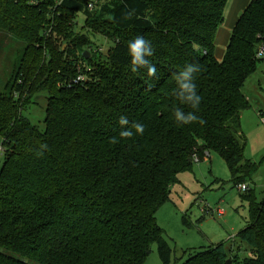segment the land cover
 <instances>
[{
	"label": "trees",
	"instance_id": "obj_1",
	"mask_svg": "<svg viewBox=\"0 0 264 264\" xmlns=\"http://www.w3.org/2000/svg\"><path fill=\"white\" fill-rule=\"evenodd\" d=\"M36 1L0 0V29L25 44L0 93V264H145L155 244L171 264L157 214L190 160L218 154L238 189L257 171L241 120L252 109L246 84L262 59L264 0H251L240 16L223 60L216 41L229 0H96L93 10L86 0ZM126 8L136 9L128 20ZM80 13L90 32L113 41L105 57L76 28ZM138 35L154 48V77L130 70L128 42ZM187 64L201 66L198 110L173 95L174 74ZM79 67L88 82L67 87ZM42 93L43 131L23 111ZM174 107L204 123L178 126ZM121 115L128 127L144 125L143 134L121 138ZM243 197L249 217L238 237L252 257L240 260L219 244L184 264H264V199L250 189Z\"/></svg>",
	"mask_w": 264,
	"mask_h": 264
},
{
	"label": "rangeland",
	"instance_id": "obj_2",
	"mask_svg": "<svg viewBox=\"0 0 264 264\" xmlns=\"http://www.w3.org/2000/svg\"><path fill=\"white\" fill-rule=\"evenodd\" d=\"M227 13V12H226ZM226 22L221 27L216 41L217 58L223 60L226 43L220 35L228 28ZM76 28L88 35L105 57L114 46L113 41L105 39L97 32L93 34L86 28L87 17L80 13L76 18ZM106 32L115 34L111 28ZM61 42L58 43V45ZM25 44L14 34L0 29V93L4 92L11 74L22 53ZM94 81V80H93ZM92 81V82H93ZM244 94L252 109L242 115V130L247 138L246 159L257 165L254 175L245 181L256 196L264 199V57L258 70L247 82ZM47 95L42 93L23 109L24 114L40 130H45ZM3 140L0 137V147ZM0 160L4 155L0 153ZM193 162L192 170L179 176L180 183L172 189L170 201L164 204L158 214V225L164 232V239L173 250L171 264H184L193 252L207 250L219 244L235 253L240 260L252 257V248L238 236L247 226L249 203L244 199L245 192H240L233 184V177L225 160L218 154H212L211 161ZM223 209L224 217L205 213ZM145 264H163L158 246L153 245Z\"/></svg>",
	"mask_w": 264,
	"mask_h": 264
},
{
	"label": "clouds",
	"instance_id": "obj_3",
	"mask_svg": "<svg viewBox=\"0 0 264 264\" xmlns=\"http://www.w3.org/2000/svg\"><path fill=\"white\" fill-rule=\"evenodd\" d=\"M136 13L134 8H126L122 19H131ZM128 55L130 56L131 72L136 73L141 69H145L148 77H154L157 69L150 61L149 57L154 55V48L150 40L146 39L143 35L136 36L133 40L128 42ZM201 71L199 64H187L182 70L174 74L176 81V89L173 95L181 105H187L193 110H198L202 101V96L197 92V84L195 83V74ZM173 117L178 126H183L195 122L204 123L201 117L195 114V111L185 112L180 107L172 109ZM121 127L119 136L121 138H131L135 134L142 135L144 132V125L139 122L131 123L127 116L121 115L118 120ZM112 142H116V138H112Z\"/></svg>",
	"mask_w": 264,
	"mask_h": 264
},
{
	"label": "built area",
	"instance_id": "obj_4",
	"mask_svg": "<svg viewBox=\"0 0 264 264\" xmlns=\"http://www.w3.org/2000/svg\"><path fill=\"white\" fill-rule=\"evenodd\" d=\"M86 1L88 2V8L90 10H93L95 8V6H96L97 1L96 0H86ZM31 3L32 4H37V3H39V1L32 0ZM257 56H258V58H263L264 57V46H262L259 49V52H258ZM78 70H79L78 75L75 78H73L72 80H70V81H68L66 83L67 87H72V86H74L76 84H80V83L83 84V83L88 82L87 73L82 72L80 67L78 68ZM88 72H91V69H89ZM263 122H264V119H263ZM0 153L4 155V150H3L2 146L0 147ZM211 158H212V154L210 152L206 151L204 153V161H208ZM193 161H196L197 163L201 162L200 159L197 156H195L193 158ZM2 163L3 162L0 160V167H1ZM239 189L241 190V192H246V191L249 190V186L247 184H242V185L239 186ZM205 213L212 214L213 216L219 215L220 217H224L226 215V212L223 209H218L216 211L215 210L213 211V210L210 209V210H206Z\"/></svg>",
	"mask_w": 264,
	"mask_h": 264
},
{
	"label": "crops",
	"instance_id": "obj_5",
	"mask_svg": "<svg viewBox=\"0 0 264 264\" xmlns=\"http://www.w3.org/2000/svg\"><path fill=\"white\" fill-rule=\"evenodd\" d=\"M250 2H251V0H229L228 5L226 7V11H225V14H227V21H228L229 26L227 29L224 28L223 31H221V33H220V35H222L223 42L226 43V46L228 45L229 39H230L231 34L233 32V28L235 27L238 19L243 14V12L245 11V9L247 8V6L249 5ZM225 22H226V17H225L224 24H225ZM224 24H223V26H224ZM218 38H219V34H218ZM211 159H210V161H211ZM207 162H209V161H207ZM234 255H235V253H234Z\"/></svg>",
	"mask_w": 264,
	"mask_h": 264
},
{
	"label": "water",
	"instance_id": "obj_6",
	"mask_svg": "<svg viewBox=\"0 0 264 264\" xmlns=\"http://www.w3.org/2000/svg\"><path fill=\"white\" fill-rule=\"evenodd\" d=\"M87 57H90V56L87 55ZM192 161H193V160L191 159L190 162H192ZM227 264H232V263H231V260H228V261H227Z\"/></svg>",
	"mask_w": 264,
	"mask_h": 264
},
{
	"label": "bare ground",
	"instance_id": "obj_7",
	"mask_svg": "<svg viewBox=\"0 0 264 264\" xmlns=\"http://www.w3.org/2000/svg\"><path fill=\"white\" fill-rule=\"evenodd\" d=\"M212 210V209H211Z\"/></svg>",
	"mask_w": 264,
	"mask_h": 264
}]
</instances>
